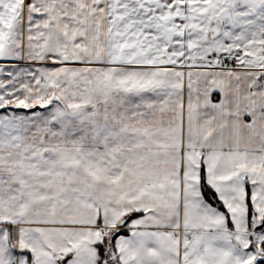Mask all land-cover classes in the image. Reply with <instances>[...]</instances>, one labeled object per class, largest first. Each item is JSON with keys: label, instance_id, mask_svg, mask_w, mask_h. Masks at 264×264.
I'll return each instance as SVG.
<instances>
[{"label": "snow or ice", "instance_id": "obj_1", "mask_svg": "<svg viewBox=\"0 0 264 264\" xmlns=\"http://www.w3.org/2000/svg\"><path fill=\"white\" fill-rule=\"evenodd\" d=\"M0 264H264V0H0Z\"/></svg>", "mask_w": 264, "mask_h": 264}]
</instances>
